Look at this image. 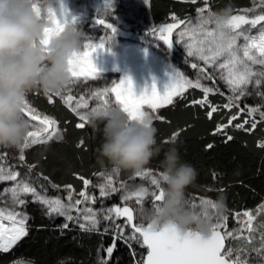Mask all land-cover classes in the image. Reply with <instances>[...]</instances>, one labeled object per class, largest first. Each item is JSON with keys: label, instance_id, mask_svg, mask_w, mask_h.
<instances>
[{"label": "trees", "instance_id": "16d2710c", "mask_svg": "<svg viewBox=\"0 0 264 264\" xmlns=\"http://www.w3.org/2000/svg\"><path fill=\"white\" fill-rule=\"evenodd\" d=\"M248 3V0H195V3L191 0H150V14L155 29H158L171 15L182 17L202 4H206L212 12L226 7L232 12ZM139 36L152 38L150 41L163 50L183 73L191 75L197 70L177 49L169 48L152 35L141 33ZM216 88L224 91L220 85H216ZM202 97L192 90L168 107L160 108L153 116V126L157 129V143L162 149L173 146L174 142L181 162L188 163L194 169V179L185 190L186 198L204 195L223 202L228 218L224 232L233 225L231 215L256 208L264 201V147H261L264 144V126L258 124L252 129L250 124L238 128L235 120L229 124L232 111L225 108V104H219V94L210 96L208 105L193 103ZM35 98L44 111H51L56 116L63 128L62 141L36 147L29 153L31 163H36L41 173L59 184H66L77 173L90 178L99 170L112 168L107 161L101 165L97 159V149L103 139L100 131L89 122L83 128L77 127L75 118L64 105L56 104L53 108L45 104L42 95ZM212 107H216L217 111L209 116ZM99 127L102 128L103 124ZM174 133L178 135L173 139ZM163 150L146 166L162 170L160 161L164 158ZM10 164L19 170L20 179L32 182L38 189H41L38 183L43 184L44 189L41 190L45 191V195L52 192L37 171L16 160ZM119 172L123 179L133 175L129 171ZM116 199V195L109 199L96 198L93 204L95 207L110 206ZM61 224V218L35 213L30 233L9 251H0V264H14L15 261L24 264H135L131 246L117 236L115 229L106 231L102 227L84 230L69 225L67 228L61 227ZM140 246L137 243L141 251ZM109 247H113L110 255L107 253Z\"/></svg>", "mask_w": 264, "mask_h": 264}, {"label": "rangeland", "instance_id": "374dc122", "mask_svg": "<svg viewBox=\"0 0 264 264\" xmlns=\"http://www.w3.org/2000/svg\"><path fill=\"white\" fill-rule=\"evenodd\" d=\"M248 1L249 3L247 6L240 7L237 10L232 11L231 14H247L250 19L254 15L260 14V0ZM64 3L69 9V18L71 16L77 17V23L75 26L78 27L84 34L83 46L86 43H105V49H98L97 52L93 53L92 56L94 63L99 69H101V77L95 80H83L81 78L75 83H70L63 91L65 97L67 95H72L75 98L72 102L71 107H69V105L66 104L64 102V99H62L60 96H55L54 94H52L50 102L49 94L45 95L40 90L30 91L27 94L26 102L33 110L32 114L39 115L41 120L44 116L55 119V121L57 122L56 134L53 135L51 139H48L47 135L42 133L40 142L30 144V146L24 150L23 162H21L19 159L21 154L20 146H1L0 167H3L6 172L10 170L18 173V181L26 180L20 179L19 170L17 168L11 167L8 160H17L23 165L28 166L30 170L37 171V174L47 181V184L52 191L46 195L49 199L59 198L65 204H73V207L69 213L70 215H72L73 219L67 220L65 216H61L56 213L49 214V209L47 208V206L37 202L31 196V194L21 195V198L25 200L24 205L14 204L9 190L16 185L15 181H0V185H2V188L0 189V211H3L5 216L9 212L22 213L24 216H26L27 234L25 236H27L32 230L35 213H38L40 215L41 213H45V215L51 216L53 218H61L63 221V224L60 225L61 227H63L64 224H67L69 226H73L74 228L84 229L81 228L80 225L87 223L84 220V215L86 214L87 209H92L96 213L97 219L99 221L94 230L100 229L102 227L106 231H112L113 229H115L118 234L117 236L120 237L124 242L129 243V245L131 246L132 253L135 257V264H143L147 253V248L145 247V250H143L144 246H142L141 244L142 241L138 242L135 238L130 239V237H132L133 229L130 224L126 223L127 218L123 216L117 217L115 213H112L111 219H105V216L108 215L107 210L113 209L115 207L114 203H116V207H129L133 210V224H143L146 227L148 223L141 218L138 213V209L142 206H153V198L150 194L153 191L158 192V190L151 184L152 176L136 177L133 173L131 177L123 179L120 177V172H114L112 171V168H109L95 172L90 178H87L81 173H77V176L75 175L71 182L66 184H59L46 176V174L41 173L36 168V163H31L29 159V153L31 151L29 150H31L33 147H40L43 145L48 146L62 141L63 128L60 121L51 111H44L39 105H35L39 104L35 96L42 95V97L45 98V104H48L53 108L56 106V104L65 105L66 109H68L70 114L75 118L76 124L84 123L85 126L89 121H82L80 119V116L77 115L76 112H73L71 110L72 107H76V104L80 102V97H84V100L87 102L88 107L86 109L81 107L80 109H78V111L81 113L91 112L93 108L102 103V100L93 97L92 93L105 87H114L115 85L113 82L119 83V80L124 75L131 76L134 82V89L137 94L144 91L145 89H148L150 91L153 82H155L157 90L161 94H163L166 85L170 83V78L173 70L179 71L181 73L183 72L172 59L166 56L163 50H161L159 47H156L153 42L150 41V39L152 38H143V36H139V34L141 33L148 34L151 29H155L150 14V0H64ZM200 8H207V5L202 4L201 6L195 8L192 12L186 13L182 17L173 14L169 18H167L166 22H164V25L174 23L175 21L173 20V17L185 21V25L181 26V28L178 30H174L172 34L173 46L171 48L177 49V51H179L192 63H200L201 67H203L204 65L202 61H198L196 57L187 56V45L189 43L195 42V34L189 32V34L186 35L183 39L179 37V32L183 31L185 27L189 29L195 28L197 33L200 31L197 27L199 17L198 9ZM56 9L57 12H59L60 0H57ZM249 9H251L252 11H248ZM205 15H207V12L205 13ZM96 19H105L107 23H112L114 24V26H116L117 31L110 40L108 39V37L112 35L110 30L106 29L103 25H97L95 23ZM214 27V24L208 25V28ZM259 30L260 25H257L246 34L251 36H258ZM243 43L244 39L243 37H240L237 40V44L242 45ZM83 46L81 48V51L87 50ZM219 62H224L223 58ZM260 67L261 66L259 65H255L253 66V70L259 71ZM208 71L209 73L215 72V76L211 80L204 79L198 70H196L191 75H187L185 73H183V75L193 82H195L199 76L201 83L208 87L216 88V85H220L221 88L224 89V91L221 92V90H218L210 93L207 99L209 100V97L214 94H219V104H227L231 99L232 93L229 91L225 82L220 79V72L217 69H213L211 66H209ZM192 90L197 91L203 96L201 89L192 88L186 89L184 94L189 93ZM247 92L249 94L242 97L240 101H238V107L229 108L232 111L231 117L236 116V125L240 124L243 126H248L254 119L257 125L262 124L264 126V122H261L258 113L253 117L245 111H240L241 109L251 107H258L262 111H264V99H262L261 96L258 95V92H264V86H261L259 89H257L254 84H249ZM180 97L181 96L174 97L173 102ZM107 99L110 101L111 105H117L114 93H109ZM169 105H165L161 108H166ZM159 109H157L155 112H151V110L148 109L147 106H144V110L151 112L152 116H154ZM25 116L30 121V131H38L39 128L42 127L40 120H33L31 118V115L29 117L27 114H25ZM245 121H248V123H245ZM144 170L151 172L152 175H154L157 179H160L159 174L161 170L157 167L145 166ZM108 174L112 175L113 187L118 190L115 192H111L108 196L101 197L99 185L105 182V176ZM85 180L89 181L88 185L84 184ZM27 182L35 187L38 193H40L41 195H45V191L41 190L44 189L43 184L38 183V186L41 185L39 186L41 189H38L36 185L32 184V182ZM160 183L161 187H163L161 181ZM68 186H71V201H69L68 199ZM141 187L148 189L149 192V196L144 199L142 204H138L135 197L129 199L128 201H125L123 199V196L126 193L135 191ZM81 191L86 192L89 197L94 199H109L110 197L116 195L117 201L113 203L114 205L111 204L110 206L102 205L95 207L93 204V199L85 201L79 195ZM76 200H81L82 202L79 205H76ZM202 200H208L213 202L214 204L215 202H217V200L204 195H193L188 199L192 207L193 205H195V209L197 210L203 209V207L201 206ZM262 206H264V201L256 208L244 210L231 215L230 218L233 219V225L229 229H225L224 235L228 232L233 233V235L226 236V246L223 252L226 253L229 249L232 250L233 256L230 258V260L234 261L236 259V256L240 255L242 259L248 261V264H264V254L258 255L257 253V250L261 248V234H264V207ZM210 211L214 213L215 208H212ZM245 212H249L254 216V220L251 224V230H249L241 223L242 221L247 220V217L243 216V213ZM237 214L240 215L238 216ZM220 215L227 217V214L224 211ZM217 216L218 215L215 214L211 215L213 224L218 222ZM104 221L106 223H104ZM3 223L5 227L11 226V222L7 219H5ZM220 223V229L223 230L225 227V221H220ZM241 229H243V231H241ZM137 243L141 245V248L139 247V249H142L141 251L138 250Z\"/></svg>", "mask_w": 264, "mask_h": 264}, {"label": "snow or ice", "instance_id": "6c2138e0", "mask_svg": "<svg viewBox=\"0 0 264 264\" xmlns=\"http://www.w3.org/2000/svg\"><path fill=\"white\" fill-rule=\"evenodd\" d=\"M195 3V0H191ZM260 14L254 15L251 19L247 14H230L225 21V28L227 31L219 30L216 26L214 28H208V25L213 24L211 15L212 11L207 8L198 9V25L199 32L196 29L184 28L179 32V37L183 39L189 32L195 34L196 39L194 43L187 45L188 57H196L198 61L203 62V67L200 63H193L191 67L197 69L204 79L211 80L215 76V72L209 73L208 68L211 66L213 69H217L220 72V79L223 80L232 93L231 99L225 108L238 107V101L249 93L247 88L249 84L259 89L264 86V0H260ZM248 11H252L249 9ZM207 12V15L205 13ZM50 27L45 28V39L42 44L47 46L50 38L53 35H57L63 31L64 27L68 24L76 25L77 17L71 16L69 18V9L67 8L64 0H60V9L52 10L49 16ZM174 23L166 24L159 29H151L148 35H152L156 40L163 41V43L171 48L173 46L172 34L174 30H178L181 26L185 25L184 20H179L173 17ZM97 25H103L106 29L110 30V40L116 33V26L112 23H107L105 19H96ZM260 25L258 36L247 35L252 28ZM248 26V27H244ZM243 37L244 43L242 45L237 44V40ZM85 51H79L74 53L69 58V73L71 76V83H75L80 80L98 79L101 77V69L94 63L92 56L97 50L105 49V43L100 42L98 44L86 43L83 46ZM223 58L222 63L219 61ZM259 65L260 70L254 71L253 66ZM226 73V74H225ZM114 83V87L99 89L92 93L93 97L102 100V103L93 108L91 112L96 111L100 107H107L110 101L107 99L109 93L115 94V101L120 108L128 114L129 119L142 120L146 114L155 112L157 109L173 103V98L182 96L186 89H201L203 98L199 101H193L194 104L208 105L207 97L210 93L218 91L214 87H208L201 83L200 77L195 82L186 78L183 73L173 70L170 78V83L166 85L165 91L161 94L156 87L155 82L151 86V90L145 89L139 94L134 89V82L129 75H124L119 80V83ZM64 99V102L71 107L74 97L72 95L64 96V91H60L54 94ZM258 95L264 99V92H258ZM52 94H49V100L51 102ZM24 113L31 115L33 120H40L42 127L38 131H29L24 142L20 145V161H24L23 152L30 144L40 142L41 134H46L48 139H51L56 134L57 122L55 119L48 116H44L41 120L39 115H33V110L25 101ZM144 106H147L151 110L145 111ZM81 107L87 108V102L84 97H80V102L76 104V107H72V111L76 112L80 116L82 121H88L90 112H79ZM217 108L212 107L208 113L209 116L213 112H216ZM254 117L255 114H259L261 122H264V111L258 107H251L241 109ZM152 116V115H151ZM153 117V116H152ZM236 119L233 116L229 120V124ZM248 123V121H245ZM257 126L253 119L251 128L255 129ZM79 128L84 127V123L77 125ZM226 127V126H223ZM240 128L243 125H236ZM51 129V132H50ZM178 133L173 134V139ZM229 139H231L229 137ZM211 147V145H209ZM264 147V144L261 145ZM115 172V171H114ZM104 175V174H102ZM136 177L152 176L151 184L158 190L151 192L153 198V205H157L163 198V187H161L160 179H157L151 172L143 170L142 172L134 173ZM160 175V174H159ZM18 173L13 171H5L3 167H0V181H15L16 185L9 191L13 198V203L18 205H24L25 200L21 198L22 194H31V196L40 204L46 205L49 209V214L56 213L61 216H65L67 220H72L70 211L73 207L72 203L65 204L59 198L49 199L46 195H41L37 192L27 181H18ZM85 185L89 184V181H84ZM69 189V201L72 200V192ZM100 196H108L111 192H115L118 189L113 187V178L111 174L105 176V182L99 185ZM85 201L94 198L89 197L86 192L81 191L79 194ZM149 196L148 189L138 188L135 191L126 193L123 196L125 201L135 197L138 204H142L144 199ZM82 201L76 200L75 204L79 205ZM211 205L215 208V204L208 200H202L201 206L206 209ZM196 206L193 205V208ZM264 207V206H262ZM108 215L105 219H111L112 213H115L117 217L123 216L127 218L126 223L130 224L133 229L132 237L138 242L142 241V246H146L148 249L147 258L143 264H230V258L233 256V252L229 249L226 253L222 254L224 249V240L226 236H232L233 233L228 232L225 235L221 234L218 229L221 228L220 221H227L226 216L218 215L217 223L213 224V230L210 235L203 236L199 232L187 230L181 232L175 225L167 224L162 227H155L153 224L148 223L145 227L143 224L135 225L133 221V210L129 207H115L108 209ZM207 215V211L204 212ZM238 216L240 214H237ZM243 216L247 217V220L241 223L251 230V224L254 220V216L249 213H243ZM211 218V217H210ZM7 219L11 222L10 227H5L3 221ZM26 219L22 213L9 212L6 216L3 211H0V251H9L17 242L27 234ZM84 220L87 222L81 224V228L85 230H94L98 224L96 213L92 209H87L84 215ZM67 224L63 227L67 228ZM243 231V229H241ZM138 234V235H137ZM113 251V247L107 249V253L110 255ZM258 255L264 254V234H261V248L257 250ZM14 264H24L22 261H15ZM231 264H248V261L242 259L240 255L236 256Z\"/></svg>", "mask_w": 264, "mask_h": 264}, {"label": "clouds", "instance_id": "9594fccd", "mask_svg": "<svg viewBox=\"0 0 264 264\" xmlns=\"http://www.w3.org/2000/svg\"><path fill=\"white\" fill-rule=\"evenodd\" d=\"M56 5L57 0H0V146L19 147L27 137L30 121L24 108L30 91L55 94L71 83L68 61L81 51L84 34L68 24L50 38L47 46L42 44ZM230 14L228 7L213 12V24L227 31L225 21ZM88 121L103 137L97 159L101 165L105 161L111 164L112 171L142 172L163 150L157 143V129L150 114L142 120H132L120 106L109 105L90 112ZM163 156L160 161L163 198L157 205L140 207L139 215L157 228L171 224L181 232L192 230L210 235L213 230L210 217L224 211L223 202H215L214 213L210 211L211 205L202 210L193 208L185 190L194 179V169L181 162L174 142L163 150Z\"/></svg>", "mask_w": 264, "mask_h": 264}, {"label": "water", "instance_id": "95a60500", "mask_svg": "<svg viewBox=\"0 0 264 264\" xmlns=\"http://www.w3.org/2000/svg\"><path fill=\"white\" fill-rule=\"evenodd\" d=\"M132 224H133V221H132ZM219 231H221V234L222 235H224V232L222 231V229H218ZM225 246H226V238H225V240H224V249H225ZM147 248V247H146ZM224 249H222V254H223V252H224ZM147 252H148V249H147ZM146 258H147V253H146V256H145V260H146ZM144 260V261H145ZM231 261L232 260H230V264H231Z\"/></svg>", "mask_w": 264, "mask_h": 264}, {"label": "flooded vegetation", "instance_id": "af4514ba", "mask_svg": "<svg viewBox=\"0 0 264 264\" xmlns=\"http://www.w3.org/2000/svg\"><path fill=\"white\" fill-rule=\"evenodd\" d=\"M35 105H39V104H35ZM64 107L66 108L65 105H64ZM46 111H47V110H46ZM28 116L30 117V115H28ZM55 117H56V116H55ZM34 148H36V147H33L32 149H34ZM32 149H31V150H32ZM31 150H29V151H31ZM11 161H15V160H8L9 164H10ZM16 161H17V160H16ZM10 166H11V164H10ZM11 167H12V166H11ZM45 184L48 185V184H47V181H45ZM1 188H2V185H0V189H1ZM114 208H115V207H114Z\"/></svg>", "mask_w": 264, "mask_h": 264}]
</instances>
